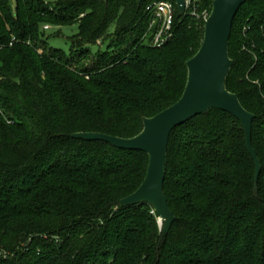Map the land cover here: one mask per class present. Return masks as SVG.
<instances>
[{
	"label": "trees",
	"instance_id": "trees-1",
	"mask_svg": "<svg viewBox=\"0 0 264 264\" xmlns=\"http://www.w3.org/2000/svg\"><path fill=\"white\" fill-rule=\"evenodd\" d=\"M53 1L0 0V264H264V0L235 15L225 79L254 115L257 182L238 119L191 118L169 136L166 233L148 203L119 204L148 155L71 134H139L181 97L203 29L177 12L174 37L153 48L142 41L151 0ZM47 23L77 25L67 49Z\"/></svg>",
	"mask_w": 264,
	"mask_h": 264
},
{
	"label": "water",
	"instance_id": "water-1",
	"mask_svg": "<svg viewBox=\"0 0 264 264\" xmlns=\"http://www.w3.org/2000/svg\"><path fill=\"white\" fill-rule=\"evenodd\" d=\"M145 0H137L140 4ZM249 0H213L211 12L205 21L203 38L197 52L187 60V81L181 97L156 115L143 119V128L131 138L98 132H76L71 136L87 141H104L115 147L143 151L148 155L145 177L139 187L119 202L122 206L148 203L158 216V224L166 233L175 216L168 207L163 192L167 146L171 131L191 118L217 109L239 120L243 127L246 147L254 159V179L257 182L260 161L251 144V124L254 115L240 103L238 95L227 90L225 79L232 60L228 43L233 20L242 4ZM179 11L183 0H175Z\"/></svg>",
	"mask_w": 264,
	"mask_h": 264
},
{
	"label": "built area",
	"instance_id": "built-area-1",
	"mask_svg": "<svg viewBox=\"0 0 264 264\" xmlns=\"http://www.w3.org/2000/svg\"><path fill=\"white\" fill-rule=\"evenodd\" d=\"M198 1L183 0L182 11H179L175 0H151L147 2L143 9L146 17V31L143 39H146L149 46L153 48H161L166 45L174 37V21L177 12L194 18L200 17L199 10H197ZM0 255H2L1 252Z\"/></svg>",
	"mask_w": 264,
	"mask_h": 264
},
{
	"label": "rangeland",
	"instance_id": "rangeland-1",
	"mask_svg": "<svg viewBox=\"0 0 264 264\" xmlns=\"http://www.w3.org/2000/svg\"><path fill=\"white\" fill-rule=\"evenodd\" d=\"M12 5H14V0H10ZM53 3H55V1L51 0ZM46 3L45 6L48 7H52L54 6V4H49ZM212 7V5H211ZM211 7L209 9H202L201 11H199L200 17L195 18L196 23L202 27L203 32H204V26H205V21H206V17L209 16L210 12H211ZM205 11V14H203V12ZM44 31L47 33L48 37H57L59 39H52V44H54L55 46H58L59 48H63V49H67L69 47V42L67 40H65L64 38H68L72 35H75L77 33V25H72V26H62V27H58V26H53L51 24H45L42 26ZM203 38V37H202ZM142 41L149 46V43L147 42V40L142 38ZM98 45H102L101 41L98 42ZM158 220V219H157ZM160 227H162V225H159Z\"/></svg>",
	"mask_w": 264,
	"mask_h": 264
}]
</instances>
